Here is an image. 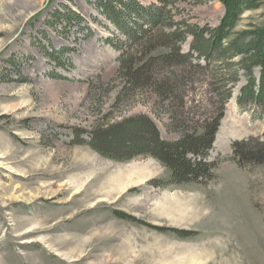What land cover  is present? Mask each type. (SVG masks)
I'll return each mask as SVG.
<instances>
[{
    "label": "rangeland",
    "instance_id": "374dc122",
    "mask_svg": "<svg viewBox=\"0 0 264 264\" xmlns=\"http://www.w3.org/2000/svg\"><path fill=\"white\" fill-rule=\"evenodd\" d=\"M173 6L177 20L201 26L225 12L220 0ZM263 23L264 3L234 31ZM125 40L98 0H0V264H264V166L239 165L232 150L264 133L259 110L236 102L242 71L227 85L206 183L157 185L172 174L160 160L90 145L101 127L138 114L163 138L180 137L168 128V104L126 84L110 43L129 46L132 58L142 50ZM211 79L202 73L184 88V111L200 123L220 108Z\"/></svg>",
    "mask_w": 264,
    "mask_h": 264
},
{
    "label": "trees",
    "instance_id": "16d2710c",
    "mask_svg": "<svg viewBox=\"0 0 264 264\" xmlns=\"http://www.w3.org/2000/svg\"><path fill=\"white\" fill-rule=\"evenodd\" d=\"M220 1L225 12L219 24L201 26L177 20L173 12L175 0H157L146 6L136 0H98L102 14L123 32L125 41L141 45V56L135 54L132 58L128 53L124 55L129 46L110 43L123 55L120 69L126 84L129 88H150L161 103L168 104V128L180 137L163 138L150 116L138 114L101 127L90 145L112 158L149 154L160 160L172 174L168 180L156 181L157 185L206 183L214 178L218 163L208 159L209 152L225 113V102L232 95L227 85L240 81L237 78L241 71L245 82L236 102L241 107L254 106L264 117V23L234 31L241 15L261 7L264 0ZM189 37L190 46L185 51L183 44ZM47 55L56 60L54 54ZM202 73H211L209 83L221 101L218 114L200 123L187 116L183 95L186 85ZM232 150L239 165L264 166V133L234 140Z\"/></svg>",
    "mask_w": 264,
    "mask_h": 264
},
{
    "label": "bare ground",
    "instance_id": "6f19581e",
    "mask_svg": "<svg viewBox=\"0 0 264 264\" xmlns=\"http://www.w3.org/2000/svg\"><path fill=\"white\" fill-rule=\"evenodd\" d=\"M216 143H217V141H216ZM114 185H115V184H114ZM1 187H3V186H1ZM3 189H4V188H3ZM102 194H103V193H102ZM105 194H107V193L105 192ZM2 198H3V197H2ZM4 206H5V205H4ZM4 206H3V207H4ZM3 216H4V215H3ZM0 218H1V217H0ZM2 222H3V221H2ZM25 222H26V221H25ZM23 224H24V223H23ZM16 228H17V227H16ZM1 229H2V227H1ZM18 229H19V228H18ZM25 234H26V233H25ZM2 241H3V240H2ZM2 241H1V242H2ZM0 253H1V252H0Z\"/></svg>",
    "mask_w": 264,
    "mask_h": 264
}]
</instances>
